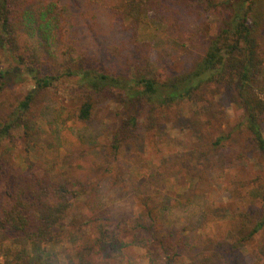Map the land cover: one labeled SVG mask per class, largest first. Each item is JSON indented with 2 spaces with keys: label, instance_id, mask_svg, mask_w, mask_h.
I'll list each match as a JSON object with an SVG mask.
<instances>
[{
  "label": "rangeland",
  "instance_id": "obj_1",
  "mask_svg": "<svg viewBox=\"0 0 264 264\" xmlns=\"http://www.w3.org/2000/svg\"><path fill=\"white\" fill-rule=\"evenodd\" d=\"M94 1L92 7L72 2L78 9L71 7L74 17L62 53L43 68V74L58 78L37 94L26 114L32 135L17 126L12 137L0 142V177L7 179L10 169L30 177L46 171L55 177L70 169L87 184L71 189L74 204L53 244L65 264L76 260V245L95 240L101 231L125 245L110 248L111 264H163L154 231L137 225V219L159 202L165 206L161 214L165 228L198 239L193 253L186 250L183 259L190 260L197 252L218 253L217 264H253V257L264 254V229L252 239L243 236L264 215V156L243 122L236 90L218 85L193 101L152 109L145 98L126 100L118 93L89 92L79 75L66 72L100 65L129 78L139 66L163 80L189 71L203 58L220 17L204 4L195 6L200 11L196 25L185 37L149 18L138 30L137 46L118 61L117 47L122 48L131 33L113 29L101 0ZM256 2L264 16V0ZM261 48L264 56V37ZM11 61L0 51L3 72ZM260 82L264 84V76ZM34 88L35 80L26 73L0 75V124L10 120ZM259 93L264 100V92ZM89 98L91 117L80 119V108ZM261 127L264 133V114ZM50 141L57 147L49 146ZM5 187L1 183L0 201ZM92 203L105 214L93 216ZM0 238L8 242L1 233ZM259 258L264 261L262 255Z\"/></svg>",
  "mask_w": 264,
  "mask_h": 264
},
{
  "label": "trees",
  "instance_id": "obj_2",
  "mask_svg": "<svg viewBox=\"0 0 264 264\" xmlns=\"http://www.w3.org/2000/svg\"><path fill=\"white\" fill-rule=\"evenodd\" d=\"M60 1L0 0V51L12 60L9 69L5 72L0 69V75L16 72L20 76L26 73L35 80L34 90L19 102L10 120L0 124V142L12 137L17 126H22L26 134L32 135L26 114L37 94L51 87L58 78L43 74V68L45 64L57 61L56 56L62 53L67 26L74 17L72 8L78 9L75 3L72 6V2H82L89 7L97 4L94 0ZM99 3L109 14L113 29L131 33L122 41V48L117 47L121 52L118 61L133 45L137 46L138 30L149 18L179 30L182 37L196 25L195 19L200 12L195 7L197 5L204 4L208 9H214L221 22L209 39L203 58L189 71L158 80L144 71L146 67L137 66L132 77L124 78L100 65H84L77 70L68 69V75H79L81 85L87 86L89 92L118 93L126 100L145 98L152 104V109L169 107L183 100L193 101L200 95L204 97L206 89L218 85L233 88L240 99L239 107L244 110L246 129L264 156L261 127L264 100L259 93L264 92V84L260 82L264 76L261 48L264 16L257 10L256 0H101ZM96 14L93 12L92 16L95 18ZM92 109L89 98L81 106L79 118L89 119ZM49 146L57 147L52 141ZM30 176L10 169L7 179L0 177V185L6 186V196L0 201V233L8 240L5 243L0 238V264H65L53 244L58 243V229L64 225L74 204L71 189L78 184L84 188L87 184L70 169H63L55 177L47 171L36 177ZM9 181V186L14 187L12 190L8 189ZM262 199L264 204V192ZM90 207L93 216H103L106 212L97 203L90 204ZM163 209L165 206L159 202L158 207L148 208L137 219L139 227L154 231L164 253L163 264H217L220 259L218 253L205 256L197 252L190 260L183 259L182 253L190 249L193 253V242L198 239L181 236L165 228L161 219ZM263 229L262 214L243 238L252 239ZM109 236L108 232L101 231L95 240L76 245V260L67 264H111L110 248L119 249L125 245L120 238ZM261 255L264 260V254H258L253 257V264H264L259 258Z\"/></svg>",
  "mask_w": 264,
  "mask_h": 264
}]
</instances>
